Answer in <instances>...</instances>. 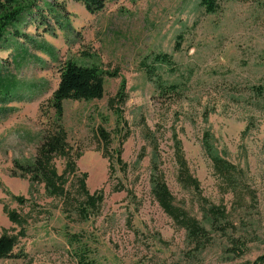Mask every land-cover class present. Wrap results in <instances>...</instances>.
Returning a JSON list of instances; mask_svg holds the SVG:
<instances>
[{"label": "rangeland", "instance_id": "obj_1", "mask_svg": "<svg viewBox=\"0 0 264 264\" xmlns=\"http://www.w3.org/2000/svg\"><path fill=\"white\" fill-rule=\"evenodd\" d=\"M56 1H25L33 6L0 42V236H17L14 251L23 253L0 264H247L263 254L264 91L256 87L264 89V0H217L216 13L200 0H106L95 14L76 0ZM32 13H44L48 26ZM160 52L173 58V67L157 64V71L177 84L175 92H161L141 68L145 56ZM70 58L119 72L106 76L101 99L64 101L77 173L88 174L91 193H104L99 211L85 219L76 178L67 175L65 200L14 163L34 161ZM123 82L126 102L116 110L109 102ZM98 127L121 146L127 171L111 169ZM180 155L198 186L181 179ZM213 156L237 170L220 172ZM54 162L62 175L66 159ZM154 166L205 237L193 239L159 205Z\"/></svg>", "mask_w": 264, "mask_h": 264}, {"label": "trees", "instance_id": "obj_2", "mask_svg": "<svg viewBox=\"0 0 264 264\" xmlns=\"http://www.w3.org/2000/svg\"><path fill=\"white\" fill-rule=\"evenodd\" d=\"M25 1L27 0H0V42L3 39H7L6 35H8V32L11 31L10 28L12 27L13 22L18 20L27 8L33 6L32 4L24 3ZM54 1L55 3H58L56 0ZM76 1L82 3L91 14L102 11L106 7V0ZM199 3L208 13H216L220 8V4L217 0H200ZM47 4L49 6L52 4L49 7L50 9L55 7L53 2H47ZM62 7L64 6L62 5ZM38 9H40L39 6ZM38 14L39 15L36 16L33 15V13L29 15L36 24H39L40 26H42L41 24L48 26L49 20L47 19V16H45L44 13ZM14 35L19 38L25 36L24 32L20 31H16V33L14 32ZM0 47H2V45H0ZM157 64H166L170 67L174 66L172 56L165 52L152 53L149 56H145L140 62L141 68L145 70L149 79L154 81L156 87L161 92H175L177 84H167L166 80L158 73ZM107 75L117 77L119 76V72L105 71L96 64H82L71 58L63 62L60 67L58 87L53 92L50 100V107L55 110V116L53 118L50 116V123L45 124L43 139L37 147L35 159L31 163L22 164L17 160L14 162L23 176L28 175L33 183L44 182L49 194L61 196L65 200L69 198L70 194V191L66 189L65 186L67 182V175H69V178L70 176L76 178L78 188L80 189V197H82L78 200V210L81 217L84 219L88 218L92 212L95 213L99 211L100 205L104 200V193L101 190L91 193L86 183L88 174L83 173L78 175L77 173V157L74 156L75 154L68 141L66 129L62 124L65 109L64 101H91L101 99L105 93V78ZM124 84L125 83L123 82L120 90L113 98L110 99L109 102L116 110H118L120 104L126 102ZM256 88L258 91H264L261 86ZM40 110L43 115H49L50 108H46V114L44 113L43 105L40 106ZM97 135L105 148L106 154L109 156L111 169L117 171L116 166H118L122 170L127 171L129 164L122 158L121 146L118 148L112 147L113 141L110 132H108L104 127H98ZM56 157L66 159V166L62 175L58 173L55 166L54 161ZM213 159L215 161L216 168L224 174L237 170V167L234 164L224 158L213 156ZM178 163L180 176L184 183H189L191 181L194 185L198 186L197 181L194 178H191L189 169L182 155L178 157ZM154 169V173L151 177L152 193L159 205L169 216L174 218L176 222L186 226L193 239L200 240L205 237L206 229L200 224L199 220L189 215L187 210L174 203L172 192L170 191L166 181L156 166H154ZM125 187L126 186L124 184L118 183L116 189H124ZM18 200L19 202L23 201L20 197ZM211 211L215 220L223 219V215L221 214L222 211L219 208H211ZM8 216L13 222H22L21 217L16 211H9ZM17 242V236L8 234L1 235L0 259L22 257L23 253L14 251ZM247 264H264V253L259 255L254 261Z\"/></svg>", "mask_w": 264, "mask_h": 264}, {"label": "crops", "instance_id": "obj_3", "mask_svg": "<svg viewBox=\"0 0 264 264\" xmlns=\"http://www.w3.org/2000/svg\"><path fill=\"white\" fill-rule=\"evenodd\" d=\"M59 84V83H58ZM58 87V86H57Z\"/></svg>", "mask_w": 264, "mask_h": 264}]
</instances>
